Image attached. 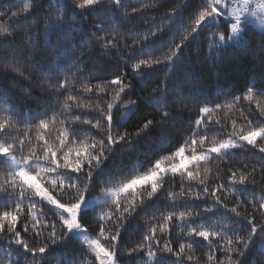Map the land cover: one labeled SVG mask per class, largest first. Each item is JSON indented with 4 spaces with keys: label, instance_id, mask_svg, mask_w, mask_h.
<instances>
[{
    "label": "snow or ice",
    "instance_id": "6c2138e0",
    "mask_svg": "<svg viewBox=\"0 0 264 264\" xmlns=\"http://www.w3.org/2000/svg\"><path fill=\"white\" fill-rule=\"evenodd\" d=\"M18 2L20 7L0 9V76L35 81L55 103L25 119L10 93L0 88V264H264V89L254 93L249 87L242 96L200 106L195 88L189 87L184 92L188 99L181 101L169 87L186 42L209 30L208 47L219 59L223 50L242 46L251 23L264 29V0H197L187 16L188 5L180 0H138L130 11L129 0ZM139 13L151 19L143 20L147 30L128 44L130 30L123 23ZM170 34L167 44L148 51ZM258 35L257 58L264 63V31ZM121 45L123 63L134 77L164 69L145 98L157 115L132 133L116 119L122 112L130 120L143 103L130 95L134 89L127 71L95 84L92 76L83 75L84 62L95 49L106 56ZM38 51L55 68V84L43 83ZM189 75L184 73V84ZM237 103L243 121L239 128L235 119L229 125L226 113L235 112ZM184 112L189 115L181 124L175 114L183 117ZM153 127L162 130L159 143L168 147L160 152L168 154L158 155L127 182H120V175L96 179L117 146L125 152L134 149ZM237 149L258 156L256 163L235 160L226 179L217 175L213 183L206 166L220 160L216 171L221 172L225 163H233ZM169 180L174 187L178 181L179 192L168 191L163 207L159 198ZM98 188L107 208L95 218L98 230L90 231L92 194ZM149 204L153 213L140 238L122 245L127 225ZM74 237L84 258L69 261L62 250ZM253 250L255 256L247 261ZM197 251L205 252V258Z\"/></svg>",
    "mask_w": 264,
    "mask_h": 264
},
{
    "label": "trees",
    "instance_id": "16d2710c",
    "mask_svg": "<svg viewBox=\"0 0 264 264\" xmlns=\"http://www.w3.org/2000/svg\"><path fill=\"white\" fill-rule=\"evenodd\" d=\"M181 5H188V9L185 12L187 16L192 12L193 9L197 8V0H180ZM138 0H129V11L131 7H137ZM172 4H169L171 7ZM7 7H20L18 0H0V9ZM161 11H167V9H161ZM77 19V18H74ZM144 19H151V17L145 13H139L135 16L129 17L126 22L123 23V28L130 30V38L127 43L131 44L132 40L138 36H142L147 30L143 24ZM167 23V22H165ZM188 21L185 20V24ZM92 21H88V27L90 28ZM161 24L158 15L156 19L155 27H159ZM73 27L79 29V24H74ZM111 27V26H110ZM41 28L43 23L41 22ZM108 29H106L107 31ZM264 31V29L262 30ZM261 31L256 29L252 23L249 25V38L243 42L242 46L230 47L222 51V55L219 59L215 58V54L212 53L208 47L210 31L205 29L201 30V34L196 36L195 39H190L186 42V46L183 52V62L179 63L177 70L174 73L172 79H170L169 87L173 89L172 96L177 97L183 101L188 99L184 95V92L189 88L196 89V95L199 98L200 106L203 104L214 105L225 98L231 99L235 96H242L246 89L252 87L254 93H258L259 90L264 89V63L257 58L256 48L259 45ZM32 35H35L33 30ZM171 39V34L163 39L162 42L153 44L148 51L156 52L157 49L167 44ZM194 50L200 54L196 56L193 54ZM101 50L99 48L94 50L91 59H86L84 62V73L85 77L92 76V83H99L103 80H110L113 76L119 74L121 71H127L129 79H131L134 91L130 94L132 98L139 97L143 103L139 104L135 115L129 120L127 115H122V112L116 113V119L126 123V130L132 133L136 130L140 123L146 118L156 116L157 113L153 111L151 106L146 102V97L151 93L152 88L155 86V82L164 76V69L156 67L153 69L145 70L143 74L137 76L132 75V69L125 67L122 57L126 55V50L121 45L119 52L113 50L109 51L108 55L101 56ZM3 58V50H0V59ZM38 59L44 65V80L43 83L55 84V68L53 65L46 60L45 54L38 51ZM70 59V57L65 58ZM134 61H129V65ZM189 72L188 83L184 84V73ZM63 75V73H59ZM15 79V83H13ZM0 88H3L6 92L10 93L12 100L15 102L16 108L19 112L23 113V118L31 120L38 116L44 108H47L49 102L55 103L51 93L46 88L40 87L35 81L30 82L20 77L13 78L11 75L0 76ZM113 89H109L111 92ZM128 97H125L127 100ZM95 103V102H93ZM123 103V101H122ZM243 107L247 108V102H242ZM255 105H253L254 107ZM191 109V105H190ZM195 111L194 109H191ZM241 110V103H237L236 111L230 112L226 110L227 115L230 117L228 120L229 125L231 120H237V127L239 128L243 121L239 119V111ZM177 115L181 124L184 123L183 118H187L189 112H184L183 117L180 114ZM223 119L224 113L220 114ZM195 118L194 115L192 117ZM215 118V115L214 117ZM179 122V121H178ZM21 130H26L21 126ZM123 131V129H122ZM173 136L177 134L176 129H168ZM162 135V130L159 127H153L143 136L139 137L135 148L128 152L123 151L120 146L116 147V150L109 156L104 162L100 169L97 170L96 179L106 180L110 177L120 175L117 179L120 182H127L128 179L134 178L136 175L143 174L147 170V165L150 161H154L158 155L168 154L167 151L160 152L162 147L167 148L168 145H161L159 138ZM179 146L178 144L174 147ZM235 158L232 164L225 163L221 172L217 173L216 169L220 165L221 161L216 160L211 164L207 165L212 170L210 179L213 183L218 182L216 176H224L226 179V170L229 167L237 166L235 160H248L249 164H255L258 156H251L245 152L244 149L234 150ZM203 167L201 171H203ZM99 188L92 195H99ZM168 191L179 192L178 181L176 186H173L171 180L166 185L165 194H162L159 198V205L167 207L166 193ZM259 195V192H257ZM232 197L229 199L231 203ZM146 209L136 217L135 220L131 221L127 225V231L124 232L122 238V245L131 246L132 241L140 238L141 232L145 227L149 217L153 213L151 204L145 206ZM107 206L101 202L95 205L89 213L88 227L91 230L97 229L95 218L99 216L101 209L106 210ZM159 216V213H156ZM154 222V221H153ZM23 227V225H21ZM180 232V227L175 228V233ZM177 237L174 235V239ZM125 242H127L125 244ZM79 244L76 238L68 245L67 249L62 250V254L71 261L73 258L81 259L84 258L83 254L78 255ZM197 256L205 258V252L197 251ZM255 256V250L248 255L247 261H251ZM122 259H127L122 257Z\"/></svg>",
    "mask_w": 264,
    "mask_h": 264
},
{
    "label": "rangeland",
    "instance_id": "374dc122",
    "mask_svg": "<svg viewBox=\"0 0 264 264\" xmlns=\"http://www.w3.org/2000/svg\"><path fill=\"white\" fill-rule=\"evenodd\" d=\"M252 25H253L256 29H258V30H260V31L263 30V29H262L258 24H256L255 22H253ZM93 197H94V199L92 200V203H93L94 205H97V204L103 202V200H104V197L101 196V195H96V196H93ZM74 238H76L77 240H79L78 237H74Z\"/></svg>",
    "mask_w": 264,
    "mask_h": 264
}]
</instances>
